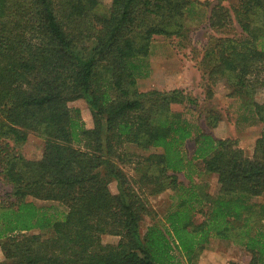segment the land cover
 <instances>
[{
  "label": "trees",
  "instance_id": "1",
  "mask_svg": "<svg viewBox=\"0 0 264 264\" xmlns=\"http://www.w3.org/2000/svg\"><path fill=\"white\" fill-rule=\"evenodd\" d=\"M225 1L0 0V180L11 186L0 194V264H183L181 254L198 257L214 237L264 264V203L255 212L248 202L264 194V102L256 99L264 0ZM203 7L209 34L196 55L205 98L180 87L140 89L154 41L192 46L187 23ZM220 85L240 101L238 121L262 124L251 156L239 138L214 131L224 120L210 106ZM78 99L93 126L70 105ZM32 132L45 139L39 158L23 151ZM180 172L217 174L219 194L199 179L181 185ZM168 188L183 190L179 202L144 230L149 197ZM105 234L120 240L105 242Z\"/></svg>",
  "mask_w": 264,
  "mask_h": 264
},
{
  "label": "rangeland",
  "instance_id": "2",
  "mask_svg": "<svg viewBox=\"0 0 264 264\" xmlns=\"http://www.w3.org/2000/svg\"><path fill=\"white\" fill-rule=\"evenodd\" d=\"M205 1V0H203ZM216 2L217 0H210ZM238 0H226L227 4L235 3ZM106 4L110 3V0H104ZM209 8L203 7L201 10V18L189 21L187 24L191 27L192 46L185 49H178L173 46L170 40H166L163 37H158L152 46V53L150 56V72L147 76L141 77L138 80L140 89L147 90L151 88H159L170 90L173 88H184L188 93H191L203 100L205 98V86L204 75L202 70L197 65L196 50L201 49L206 43L209 30L207 23L205 22L207 12ZM230 88L228 86L220 85L218 87V93L214 99L211 100V107L221 111L224 114V120L214 129L216 135L220 137H237L240 140V145L244 148L247 155L254 153L257 138L262 131L261 123L250 124L249 122L242 120L238 121V116L241 112V103L239 100L229 95ZM256 99L260 102H264V89H261ZM70 105L75 108H80L81 117L84 120L86 126H93V117L89 107V104L85 99H78L70 102ZM209 106V107H210ZM178 109H184L183 106H177ZM186 115L192 120H197L199 114L195 110L186 111ZM202 123L205 125L206 121L202 119ZM45 146V139L37 134L30 133L28 141L23 147V151L29 158L41 157ZM187 147L192 152L194 147L193 142H188ZM130 150L136 152L148 153L141 148L131 145ZM125 169L129 174H133V168L127 164ZM178 178L181 185L189 186L193 180L199 179L205 184L208 192L212 195H218L220 190V184L218 182L217 174L201 175L195 174L194 179L188 176L185 172H180ZM113 191L118 190L117 182L111 183ZM11 190V186L3 183L0 180V194H6ZM183 193V190L177 188H168L160 194L152 195L149 197V206L153 209V213L145 217L143 221V229L145 230L149 225L156 223L168 215V213L179 202V194ZM39 206H58L59 209H64V205L56 202L44 199H34ZM248 202L252 205L255 212H260L261 205L264 203V194L259 196H253L248 198ZM262 216V215H261ZM199 219L203 216L198 213ZM259 225L264 224V219L260 220ZM104 241L108 243H118L120 240L119 235L105 234L103 236ZM183 264H228L229 261L235 260L243 264H249L252 259V254L246 250L242 245L234 242L231 239L223 238H211L198 255V257H192L181 254ZM4 260V254L2 252L0 244V262Z\"/></svg>",
  "mask_w": 264,
  "mask_h": 264
}]
</instances>
